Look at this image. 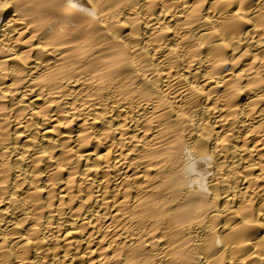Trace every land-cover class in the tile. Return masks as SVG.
Listing matches in <instances>:
<instances>
[{
	"label": "bare ground",
	"instance_id": "obj_1",
	"mask_svg": "<svg viewBox=\"0 0 264 264\" xmlns=\"http://www.w3.org/2000/svg\"><path fill=\"white\" fill-rule=\"evenodd\" d=\"M0 264H264V0H0Z\"/></svg>",
	"mask_w": 264,
	"mask_h": 264
}]
</instances>
